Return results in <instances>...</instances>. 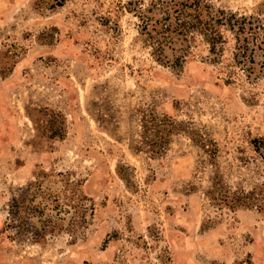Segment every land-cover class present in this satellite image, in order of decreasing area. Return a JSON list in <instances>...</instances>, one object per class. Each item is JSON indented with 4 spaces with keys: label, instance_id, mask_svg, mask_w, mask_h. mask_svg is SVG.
<instances>
[{
    "label": "rangeland",
    "instance_id": "374dc122",
    "mask_svg": "<svg viewBox=\"0 0 264 264\" xmlns=\"http://www.w3.org/2000/svg\"><path fill=\"white\" fill-rule=\"evenodd\" d=\"M134 1L0 0V264H264V210L204 194L213 171L232 189L261 180L250 141L264 137V74L247 82L226 29L216 62L198 35L181 66L157 60L134 10L151 0ZM209 1L264 18V0ZM145 108L178 123L155 157L129 148ZM198 136L215 142L214 165ZM36 182L29 205L43 212L29 220L52 215L56 229L34 241L7 224ZM63 188L93 209L73 229L47 204Z\"/></svg>",
    "mask_w": 264,
    "mask_h": 264
},
{
    "label": "trees",
    "instance_id": "16d2710c",
    "mask_svg": "<svg viewBox=\"0 0 264 264\" xmlns=\"http://www.w3.org/2000/svg\"><path fill=\"white\" fill-rule=\"evenodd\" d=\"M139 2L140 0H135L133 5ZM134 10L137 11L141 22V33L159 61L166 60L174 66H181L191 42L198 35L207 45L210 59L216 62L223 52V30L226 29L232 33L235 41L233 65L243 70L247 82L253 84L264 74V61H260V67H257L256 61V57L264 56V18L239 16L216 8L209 0H151L143 10ZM168 51L171 57L166 55ZM231 72H228L229 77L232 76ZM138 125V138L133 140L134 144H129V148L134 153H149L151 157L163 154L168 148L170 138L179 131L178 123L173 118L157 113L152 108L139 110ZM194 141L214 165L217 151L215 142L202 136L197 139L195 137ZM250 145L255 157L260 161L261 180L249 190L241 187L232 189L220 173L213 171L204 194L210 204L219 210L239 206L264 210V137L251 139ZM33 187L39 189L40 184L29 183L11 198L7 227L13 228L19 236L26 232L30 239L37 241L43 237L45 231L52 232L56 229V220L52 221L51 215V218H47L49 225L42 229L32 224L31 218L43 212L38 209L39 206L29 205L37 193ZM65 190L66 188L62 190L63 196L60 191L47 198V204L51 206L50 210L56 211L59 216H69L68 225L73 229L84 224L88 211L93 209L85 204L87 199L84 195L72 188L69 191L70 196H66ZM25 203H28L27 208ZM25 208L26 216L22 213ZM206 223L211 224L204 226L203 223L202 227L210 228L216 223V219H209Z\"/></svg>",
    "mask_w": 264,
    "mask_h": 264
}]
</instances>
